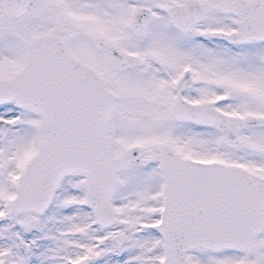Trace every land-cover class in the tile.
Returning a JSON list of instances; mask_svg holds the SVG:
<instances>
[{"label":"snow or ice","instance_id":"obj_1","mask_svg":"<svg viewBox=\"0 0 264 264\" xmlns=\"http://www.w3.org/2000/svg\"><path fill=\"white\" fill-rule=\"evenodd\" d=\"M0 264H264V0H0Z\"/></svg>","mask_w":264,"mask_h":264}]
</instances>
